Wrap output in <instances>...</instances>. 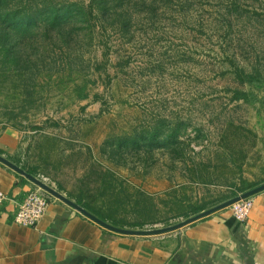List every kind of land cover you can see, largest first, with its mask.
I'll list each match as a JSON object with an SVG mask.
<instances>
[{"label": "rangeland", "instance_id": "1", "mask_svg": "<svg viewBox=\"0 0 264 264\" xmlns=\"http://www.w3.org/2000/svg\"><path fill=\"white\" fill-rule=\"evenodd\" d=\"M1 2L2 155L131 229L264 183V0Z\"/></svg>", "mask_w": 264, "mask_h": 264}, {"label": "crops", "instance_id": "2", "mask_svg": "<svg viewBox=\"0 0 264 264\" xmlns=\"http://www.w3.org/2000/svg\"><path fill=\"white\" fill-rule=\"evenodd\" d=\"M15 145L6 130L0 150L8 156ZM34 185L0 162L1 190L15 196ZM252 197L246 221L227 207L151 235L113 231L58 198L34 227L14 222L10 205L1 204L0 264H264V190Z\"/></svg>", "mask_w": 264, "mask_h": 264}, {"label": "built area", "instance_id": "3", "mask_svg": "<svg viewBox=\"0 0 264 264\" xmlns=\"http://www.w3.org/2000/svg\"><path fill=\"white\" fill-rule=\"evenodd\" d=\"M39 178L53 185L47 178ZM56 198L37 184L28 191H23L15 196H11L0 189V205H10V214L13 221L22 226H37L50 203ZM253 203L254 199L250 196L232 204L230 207L234 217L239 221H246L249 218Z\"/></svg>", "mask_w": 264, "mask_h": 264}, {"label": "water", "instance_id": "4", "mask_svg": "<svg viewBox=\"0 0 264 264\" xmlns=\"http://www.w3.org/2000/svg\"><path fill=\"white\" fill-rule=\"evenodd\" d=\"M0 161L2 163H4L5 165L9 166L10 168H12L13 170H15L16 172H18L19 174L26 177L28 180H30L33 183L37 184L38 186L42 187L43 189H45L46 191H48L49 193H51L52 195H54L58 199L69 204L70 206L74 207L76 210H78L82 214H84V215L88 216L89 218H91L92 220L96 221L97 223H99V224H101V225L105 226L106 228H109L113 231L124 233V234H133V235H151V234H157V233L170 231L173 229L182 228L188 224L193 223L194 221H196L200 218H203L207 215H210L211 213H213L215 211L227 208V207L231 206L232 204L238 202L241 199L253 196L256 193L264 190V183H262V184L254 187L252 189H249V190L243 192L240 195L235 196L234 198H231L225 202H222V203H220V204H218L212 208L206 209V210L198 213L197 215L189 217L186 220H183V221H181L175 225H172V226H167V227L157 228V229H131V228H126V227L115 226V225H113L107 221L100 219L99 217H97L96 215H94L93 213L88 211L85 207H83L82 205L78 204L77 202H75L74 200H72L71 198L66 196L63 192L58 190L55 186L50 185V184L42 181L38 176H35V175L29 173L27 170L22 168L20 165L14 163L13 161L8 159L7 157L2 155L1 153H0Z\"/></svg>", "mask_w": 264, "mask_h": 264}, {"label": "trees", "instance_id": "5", "mask_svg": "<svg viewBox=\"0 0 264 264\" xmlns=\"http://www.w3.org/2000/svg\"><path fill=\"white\" fill-rule=\"evenodd\" d=\"M2 0H0V8H1V5H2ZM105 0H91V4L89 5V7H91V13H92V8L95 7V5H97L98 9H103V8H100L99 6H101L103 4ZM95 4V5H94ZM90 13V14H91ZM0 17H1V13H0ZM2 21V19H1ZM237 73H238V76L239 78L242 80V81H246V82H250V83H253L255 84V86H262V84L264 83V80L262 77H260L259 75H255V74H245V72H243L242 70H237ZM239 98H245L247 99V95L245 93H239L238 94ZM263 102H264V98H263ZM0 152H2L0 150ZM29 173H31L32 171L31 170H27ZM259 184H251L249 186L246 187V189H250V188H254L256 186H258ZM76 202L80 205H82L83 207H85L88 211H90L91 213H93L94 215H96L97 217H99L100 219L104 220V221H107L108 220V217L105 213H102L101 210H97L96 208H94L93 206L90 205V203H85L83 202V198L82 196H80L79 198L76 199ZM111 224L115 225V226H119L117 223H114V222H111Z\"/></svg>", "mask_w": 264, "mask_h": 264}]
</instances>
